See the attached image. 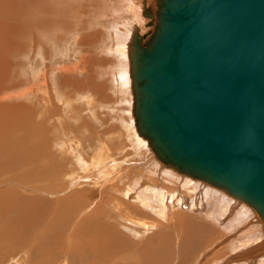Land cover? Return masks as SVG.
Listing matches in <instances>:
<instances>
[{
    "label": "rangeland",
    "instance_id": "1",
    "mask_svg": "<svg viewBox=\"0 0 264 264\" xmlns=\"http://www.w3.org/2000/svg\"><path fill=\"white\" fill-rule=\"evenodd\" d=\"M131 1H135V3L137 2V0H128V2ZM108 2V0H81L77 5V9L79 10V8H82L84 10L83 7L87 5V10H84L85 14L83 13L81 15H78L79 22H76L77 24L75 26V29H73L74 31H72L71 27H69V29L67 27V29L65 30L58 29L56 33H54L53 31V34L49 36L40 37V33H36L33 29H31L30 32H28L24 36L18 33V35L12 38L11 36L8 37L6 34H4L3 32L5 30L3 31L2 28H0V142H2L3 140L7 142L10 148L9 154L11 156L9 160L5 159L3 161L0 155V187L3 186L2 179L5 177L18 176L22 179L23 175L26 172H31V167L33 166L46 167L47 165H49L50 167H52L53 165H56L55 173L51 172L49 174H47L48 171L35 170L33 168L31 172L33 177L47 174L51 178L47 181H43V179H40V181L36 182V185H40V188L43 189L40 193L38 192V189L31 192V194L29 193L28 188H26L24 191L20 189V193L22 195L25 194V197L32 196V211L23 214L22 217L16 222H10L6 220L0 221V228H2L4 232L2 234V237L0 233V264H143V259H146L141 257L140 255H137V252L139 251L140 247L144 248V243L150 242V244L153 245L158 239L170 238L172 240L171 243L173 246L172 253H174V249H176V246L180 241L179 233L181 234L182 238L183 231L189 226H192V228H196L198 225L197 222H205H202L203 225L200 227H206L205 230L202 229L203 234H201L202 236H200L201 238H203L204 236V239L198 240L199 245H202L200 241H203V244L205 245L200 246L199 251L204 253L207 248V243L214 241L218 237L220 238L223 235V233L219 230L220 228H218V222L216 223L213 218L208 219L207 215H205L208 211L204 210L203 212L201 211L202 209L196 210V207L193 208V210L198 211V213L191 210L192 207H190V211H193V214H198L196 217H194L193 221L188 220V215H181L179 218H175L172 223H165L168 226L169 230L163 229L151 234L149 233L150 231H141L142 229H140V227L137 225H132L127 221L119 220L115 211H113V213L111 214L110 208L106 204H102L101 207L97 210L95 214V224V222L90 217V211L88 214H82V207H84V205L80 204L78 201L73 199L74 204L72 208H67L63 200H61V206L63 208L54 203L56 202L55 200H58V198L70 196L69 191L66 189L68 187L69 180L74 184H77V187H79V182L82 179L86 177L91 178L90 175L83 173L78 161L88 160L89 158H91L92 154H94V151L90 149H93L97 144H106L105 142L107 137H113V140L107 141L108 145H110L112 149H117L118 147H121L123 145L126 146V148L131 147V145H133L132 142H134L135 144V141H139L140 139L142 140L141 142H143V144L145 141L148 143V141L144 137L143 139L141 137L139 138L136 133V135L131 136L130 138L131 144L124 137L126 131L130 132L131 129L134 128L132 123L133 121H131L132 117L134 118L133 107L131 105L133 104L131 100V84H127L128 88L126 86L125 93L122 90L120 93H118L115 90L117 89L118 91H120V89H118L117 86L115 88L113 84L115 82L113 81L116 77L117 79H119L121 73L119 72V69H123L124 66L126 67L124 69H128L129 62H125V60L127 61V57H125V59L124 57H122L121 62L120 57L117 58L118 54L116 55V60L114 59L115 56H113L112 53H108V48H110V50L112 49L110 45H113L115 43L114 38L110 36V33H113L112 27L115 26L114 19L116 20V18L121 17L119 13L117 15L118 17L116 16L115 18L112 10H120L119 7L121 6H116L112 4V2ZM139 3H136L135 5L132 4L135 6V8L139 6V8H137L139 9V17L138 19L136 18L137 20H135V22H137H134L136 24H134L136 27L134 31L136 32V30H138V32L141 35H144V38H146L153 31V26L156 20L154 15L156 3L155 0H152L151 2L150 0H145V4H143L142 2V4ZM112 5H114L115 7H113ZM146 7L151 10L152 19L151 17L146 15L148 13V11H145V9H147ZM98 8H103L102 10L104 11L105 15H102L101 13L99 15V18L97 17V13L95 14V17H97L95 19L93 12L95 11L94 9L97 10ZM14 12L15 8H13V13ZM36 12H38V10H36ZM149 21L152 22L148 25ZM87 24H91L93 26L90 25V27H87ZM105 24H109L112 27L105 26ZM81 27L87 28L83 30ZM104 27H106V29ZM77 29L78 31H76ZM121 29L122 27L120 28V31ZM94 31L99 32L97 33L99 36H97L96 34H94L93 37L89 36V34ZM134 31L133 29L131 30L132 34L135 33ZM123 32L124 30L122 29L121 33ZM132 34L130 33V37H132ZM19 36L22 37L19 38ZM67 36L69 38H67ZM82 36H86L85 44H82V42L80 43V39ZM92 38H94L95 40ZM128 39L129 42H132L131 38ZM92 42L95 46L92 45ZM17 46L19 47V49ZM80 51H82V53ZM97 57H101L99 58L100 60ZM110 59H113L114 61ZM88 62L94 65L89 66ZM71 63L74 65H79L78 67L80 70L78 69V67H76V65L75 67L77 69H75V67ZM67 67H72L71 69L74 68L73 73L71 71L70 73L65 74L66 71H63L64 69L61 70L62 68ZM87 69H89V71ZM104 78H106L105 81ZM96 80L100 83L102 81L108 83L107 85L101 83L103 86L101 85L100 88H97L95 84ZM88 89H90L89 92ZM100 90L102 95L100 93ZM79 92H84L83 94H85V96L86 94L87 96L89 95L88 97L86 96L87 100H89V98H91V100L93 99L90 105H88L87 100L84 102L80 98V101L76 100V102L73 103L76 105V107L75 105H73L74 109H71L72 111L70 110V108L66 109L67 103L65 102V100H67V98H74L78 96L77 93ZM97 94L98 96L100 94L99 97L101 99L103 98L106 102L107 100L110 103H113L114 100L115 102H122L119 105H122L124 109L120 110V107L117 104L116 106L113 105L114 109L118 106V109H115V111H118V113L116 114H118L119 117H116V115L115 117H112V115L104 113L103 109L101 108L98 109L97 112L91 111L90 107L93 104L97 103ZM104 95L106 97H104ZM126 97L129 98L128 103L132 107V112L130 113V109L128 112L130 115L127 112H124L126 107H128L129 105L128 103H126V100L122 101ZM82 104L85 107L82 106ZM61 111L64 112L62 113ZM119 111L120 113L122 112V117L119 115ZM59 113L61 116L59 115ZM75 113L76 115H74ZM27 114L31 116V118L29 119L30 121H32L31 123H29V120L27 119V117H25ZM126 114L127 116H131V119H129V116L127 117ZM69 115L71 120H67V117ZM74 116L77 117L75 118ZM97 116L105 119L103 120V125L105 124L104 126L99 127L101 125H96L97 122H95V119ZM50 117L52 122L49 120ZM122 118L125 120L123 121ZM63 119L66 120V122H64ZM72 120V123H75V125H71V122H68ZM126 120H128L131 124ZM120 121L125 124L124 126L127 130L123 128V124ZM125 121L128 123L126 124ZM24 123L28 125L24 126ZM54 123L56 124V126L54 125ZM57 123H59V126H57ZM99 123L101 124V122ZM84 124L85 126H83L82 128L81 126ZM128 124H130V126ZM40 126H44L45 129L43 128L42 131ZM52 126H55V133L56 137L58 138L56 144L52 143V135H49L48 132V135H46V133L44 132L48 128L50 129V127L52 129ZM74 126L76 127L77 132L72 131ZM79 126L80 128H82L81 130ZM86 126L88 127V129H86ZM93 126L95 129L93 128ZM77 128H79L81 133ZM84 129L87 133L84 132L83 134ZM52 132L53 131L51 130V133ZM76 133H79L77 135V139H75ZM101 133L105 135H102ZM63 134L65 135L64 138L66 139L67 143L70 144V148L67 150L63 146H61L62 139L65 140L63 138ZM97 134L101 135L97 136ZM81 138H84L81 143V150L84 151L78 152V148L75 144L77 142H80ZM95 139H98V143H96ZM41 143H43V147H39ZM34 155H37L41 158L29 164H25L22 162V168L15 167L14 162L17 161V156H22L23 159H27ZM95 170L100 171V169ZM165 171H167L168 173V170ZM91 179L94 182L96 180V178ZM34 180L35 178L25 180V186H32L34 184ZM87 183L88 181H85L82 183V186L79 187L82 188L85 192L84 200L87 205H90L91 198H94L95 196H101L104 201L108 202L113 199V197L109 195L111 193L110 191L106 190V188L102 190L101 186L97 187V182H95V184L97 187L96 192L98 193V195L94 193L92 196V190L96 187H90ZM113 183L109 184L107 187L110 188ZM8 184L10 183H7V185ZM56 186L59 187V189L62 191L59 192L56 188H54ZM119 187H122V185L119 184ZM167 187L172 188L169 186ZM53 191L54 194H47V192ZM183 192L184 191L182 190V193ZM190 195L192 197L194 196V193H190ZM198 199L202 200L204 199V197H200ZM53 200L54 202L52 203L51 201ZM237 201L239 202V200ZM206 209H210L209 206H207ZM69 212H75L74 218L69 217ZM125 212L128 214L129 209L125 208ZM140 212H143L147 215H153L142 206H140L137 214ZM31 213L42 214V219L33 229L30 230L29 234L22 235V244H19V237L16 236V231L20 226L28 225V215ZM202 215H204V217ZM166 218L170 220L168 217ZM76 220L80 223L75 226L74 222ZM86 222L93 224L95 228L89 229L81 226L79 227V229H77V226ZM108 223H113L115 225V235H117L119 230H121L124 236H127L130 241H133L135 243L134 246L132 245L133 248L129 249V253L131 252L130 254L118 251L117 242H114L113 245L109 247L104 245L103 239L108 235V233L105 232V227L108 225ZM119 223H121V225ZM259 224L262 227V224L258 222L257 225ZM152 231L154 230H151V232ZM26 233H28V231H26ZM83 234L87 235L86 239L82 237ZM84 243H89L90 245L84 246ZM250 245L252 246L253 243H250ZM137 246L139 248H137ZM135 247L138 251L134 254V252L132 253V250L135 251ZM184 249L185 247H182V250ZM230 250H232V248ZM86 252L89 253V256L86 254ZM191 254H193V250L188 249L186 254L184 255V258L189 259ZM198 256L199 255H195L194 258ZM190 263L191 261L188 264Z\"/></svg>",
    "mask_w": 264,
    "mask_h": 264
},
{
    "label": "water",
    "instance_id": "2",
    "mask_svg": "<svg viewBox=\"0 0 264 264\" xmlns=\"http://www.w3.org/2000/svg\"><path fill=\"white\" fill-rule=\"evenodd\" d=\"M155 15L129 51L137 131L264 217V0H156Z\"/></svg>",
    "mask_w": 264,
    "mask_h": 264
},
{
    "label": "bare ground",
    "instance_id": "3",
    "mask_svg": "<svg viewBox=\"0 0 264 264\" xmlns=\"http://www.w3.org/2000/svg\"><path fill=\"white\" fill-rule=\"evenodd\" d=\"M80 1L81 0H1L0 1V28H2L3 31L5 30L3 32L4 34H6L8 37L11 36L12 38L18 35V33L24 36L25 34L30 32L31 29H33L36 33H40V37L49 36L53 34V31L54 33H56L58 29L65 30L67 29V27L68 29L69 27H71L72 31H74L73 29H75V26L77 24L76 22H79L78 15H81L83 13L85 14L84 10L87 8V5H86L85 7H83L84 10L82 8H79L78 10L77 5L80 3ZM108 1H109L108 3L112 2V4L116 6H119V5L121 6L119 7L120 10L118 9H112V10H113V15L115 16V18L119 13H120V16L122 17V19L121 17L116 18V20L114 19L115 26L113 27L109 24L107 25L105 24V26L112 27L113 33H110L111 34L110 36H112V38H114V41H115L113 45L109 44L112 49L110 50V48H108V53L109 54L112 53V55L115 56L114 59H116L117 54H118L117 58L120 57V59L122 57H124V59L125 57H127V61L125 60V62H129L128 69H124L126 68L125 66L123 67V69H119V72H121L119 79H117V77L114 78L113 82L115 83L113 84L115 88L117 86V88L120 89V91H118L117 89L115 90L118 93H120L121 90L125 93L127 84L128 85L131 84L130 86L131 93H132L131 100L133 102L132 78H131V73H130L131 62H130V56H129L131 42L128 41L129 40L128 38H131V41H132L133 34L131 30L133 29L134 31L136 29L135 23L137 21L135 22V20H137L139 17V14H138L139 9H137L139 8V6L135 8L134 5L136 3L138 4L139 2H140L139 4H142V3L145 4V0H137L136 3L135 1L128 2V0H108ZM151 1L152 0H150V2ZM155 3H156V0H155ZM114 5L112 6L115 7ZM13 8H15L14 13H13ZM102 9H99V8L97 10L94 9L95 10L93 12L94 17H95V14L97 13H98L97 17H99L101 13L102 15H105ZM36 10H38V12H36ZM148 10L151 12L149 8L145 9V11H148ZM146 15L149 16V13H147ZM154 15H155V12H154ZM97 17H95V19ZM155 18H156V15H155ZM155 23H156V20H155ZM90 25L91 24L89 25L87 24V27H90ZM87 27H81V28L84 30ZM121 27L124 30L123 33H121L122 29L120 31ZM104 28L106 29V27ZM76 31H78V29ZM97 33L99 32H95V31L91 32L89 36L93 37L94 34L99 36ZM130 33L132 34V37H130ZM21 37L22 36H19V38ZM67 38L69 37L67 36ZM85 38L86 36H82L80 39V43L82 42V44H85ZM92 45H93V42H92ZM80 52L82 53V51ZM97 58L99 59L101 57H97ZM110 60H113V59H110ZM121 62H122V59H121ZM72 65L75 67L76 64L75 65L72 64ZM93 65L89 63V66H93ZM78 66L79 65H76V67ZM76 67L75 69H77ZM71 68L70 67L62 68L61 70L64 69L63 71H66L65 74H68L71 71L73 73L74 68L73 69ZM90 68H93V67H90ZM87 70L89 71V69ZM105 79L106 78H104V81ZM101 83H104L107 85L108 82L105 83L102 81ZM101 83L98 82L97 80L95 81L97 88L101 87L102 85ZM89 90L90 89H88V92ZM83 93L84 92H79L77 93L78 96L74 98H67V100H65V102L67 103L66 109L67 108L68 109L70 108V110L74 109L73 105L75 104L73 103H75L76 100L80 101V98L85 102L87 100L86 98L87 94L85 96V94ZM100 93H101V90H100ZM105 95L104 97H106ZM99 96L97 94V97H96L97 103L93 104L91 107L89 106L91 111L97 112L98 109L101 108L103 109L104 113L110 114L112 115V117L113 116L115 117L116 115L117 117L118 114L116 113H118V111L116 110L117 111L116 112L115 109H118V106L120 107V110L124 109L122 105H119L122 102L120 103L115 102V100L113 101V103L108 102V100L106 102L103 98L101 99ZM128 99L129 98L126 97L122 101L126 100V103H128L129 101ZM92 100L91 98L87 100L88 105H90ZM100 100H103V101H100ZM116 104L118 106L117 108L114 109V106H116ZM129 105L128 107H126L124 112L128 113L129 109H130V113L132 112L131 108L133 107V104H131L132 107L131 105L129 107ZM82 106L84 105L82 104ZM61 112L63 113L64 111H61ZM83 112H84V109H83ZM76 113L74 115H76ZM119 115L122 117V112L120 113L119 111ZM25 117H27L28 120L31 118V116H29L28 114ZM68 117H67V120L69 119L71 120L70 115ZM74 117L76 118L77 116H74ZM86 117H87V114H86ZM52 118H53V115H52ZM129 119H131V116H129ZM132 119L131 121H133L132 123H133L134 128L131 129L130 132L126 131L124 134V137L129 142L131 141L130 140L131 136H134L136 134L139 138L141 137L143 139V136L140 135L139 132L137 131L135 117L134 118L132 117ZM49 120L51 121V117ZM103 120L105 119L97 116L95 119V122H97L96 125H101L99 127L104 126L105 124L103 125ZM122 120L124 121L125 119L122 118ZM126 121L125 123L127 124L129 121L128 122ZM31 122L32 121L29 120V123ZM64 122H66V120H64ZM68 122H71V125L73 124L72 123L73 120L68 121ZM99 122H101V124ZM120 122L122 123V121ZM57 124H58L57 126H59V123ZM130 124L128 125L130 126ZM25 125H28V124L24 123V126ZM54 125L56 126L55 123ZM73 125H75V123ZM124 125L125 124H123V128L126 129ZM83 126H85V124L82 125L81 127L83 128ZM54 127L52 126V129L50 127V129L48 128L44 132L46 133V135L48 134L52 135V139H51L52 143L56 144V142L58 141V138L56 137ZM40 128L42 129V131H43V128L45 129L44 126H40ZM74 128L72 129V131L77 132L75 126ZM79 128L77 129L79 130ZM82 128H80V130ZM86 129H88V127ZM51 130L53 131L52 133H51ZM80 130L79 132L81 133ZM84 132H86L85 129L83 130V134ZM78 134L76 133L75 139H77ZM101 134H97V136ZM102 135H105V134H102ZM64 137L65 135L63 134V138ZM72 140H73V137H72ZM80 140H81L80 142L75 141L77 142L75 145L78 148L77 150L78 152L79 151L83 152L84 150H81L82 149L81 143H82V140H84V138L83 139L81 138ZM95 140H96V143H98V139H95ZM109 140H113V137L112 136L107 137L106 142H105L106 144H97L93 149H90L94 151V154H92L91 158H89L88 160H83V161L77 160V161L80 164V167L82 168L83 173L90 175L91 178H96L95 182H97L96 184H98L97 187L101 186L102 190L106 188V190L111 192L109 195L113 197V199L108 202V201H104L101 198V196H97V197L95 196L96 198L95 197L91 198L90 205H87L84 200L85 192L82 188H79V187H81L82 183L85 181H88L87 184H89L90 187H96V184L91 178L86 177L79 182V187H77V184H74L73 182L69 180L68 187L66 189L69 191V194L71 197L66 196L64 198H58V200H55L56 202H54V200L51 201L52 203L54 202L60 207H62L61 200H63L67 208H72L74 204V200H76L80 204L84 205V207H82V214H88L90 211V217L95 222V224H96L95 214L97 210L101 207L102 204H106L109 206L111 214L113 213V211H115L117 218L119 220L127 221L131 223L132 225H137L140 227V229H142L141 231L143 232L150 231L149 233L151 234L157 231L163 230V229L169 230L168 226L165 223L170 224L175 220V218H179L181 215L182 216L188 215L187 216L188 220L193 221L194 217L198 215V214L196 215L195 213L193 214V211L198 213V211L193 210V208L195 207H196L195 208L196 210L202 209L201 211L203 212L204 210H207L208 212L204 214L207 215L208 219L213 218L216 223L218 222L217 223L218 228H220L219 230L223 233V235L220 238L218 237L216 240L207 243L206 244L207 248L204 251V253L199 251V249H200V246L205 245V244H203V241H200L202 245L198 244L199 239H204V236L203 238L200 237L202 236L201 234H203L202 229L205 230L206 228L204 226H203L204 228L200 227L203 225V223H205L203 221H202L203 223L201 222L202 224L197 222L198 225L196 228H192V226L187 227L183 231L182 238H181V234L179 233L180 241L178 242L176 249H174V253H172L173 246L171 243L172 240L170 238L158 239L155 244L152 243L153 245H151L150 242H146L143 244L144 245V248L142 247L143 249L140 247L141 249V250L139 249L140 252L135 247L134 248L136 249L135 251L131 249L132 253L134 252L135 254L138 251L137 255H140L141 257L146 259V260L143 259V264H188L190 261H191L190 264H264V235H263L264 217L261 216L256 210H254L253 207H251L247 202L241 201L240 199L234 197L233 195L226 192L224 189L220 187H217L215 185H212L206 182L205 180L193 177L187 173L179 171L173 165L160 160L155 154V152L153 151V149L150 147L149 143H147L146 141H145L146 143L144 142L143 144V142H141L142 140L140 139L139 141H135V144L134 142H132L133 145H131V147L126 148V146L123 145L121 147H118L117 149H112L110 145H108L107 143V141ZM61 146H63L66 150L70 148V144L67 143L66 139L65 140L62 139ZM39 147H43V143H41ZM9 149L10 148L6 141L3 140L2 142H0V155L3 161L5 159L7 160L10 159L11 156L9 154ZM40 149H43V148H40ZM40 158L41 157L37 155L31 156L27 159H23L22 156H17V161L14 162V165L16 168H19V167L22 168L21 167L22 162L25 164H29ZM31 168L32 170L34 168L35 170L48 171L47 174H49L51 172L55 173L56 165H53L52 167H50L49 165H47L46 167L33 166ZM95 169H100V171H96ZM165 170H168V173ZM31 172L30 171L26 172L23 175L22 179L18 176L5 177L2 179L3 186L0 187V218H1L0 221L6 220L10 222H16L22 217L23 214L29 213L32 211V196L25 197L24 196L25 194L22 195L20 193L21 192L20 189L24 191L26 188H28L30 194L31 192L38 189V192L40 193L43 189L40 188V185L37 186L36 182L40 181V179H43V181H47V180H50L51 178L47 174L33 177ZM31 178H35L34 184L32 186H25V182H26L25 180H29ZM7 183H10V184L7 185ZM112 183L113 185L110 188L107 187L109 184H112ZM119 184H121L122 187H119ZM167 186L172 187V188H168ZM97 187L92 190V196L94 193L98 195V193L96 192ZM54 188H56L59 192L62 191L57 186ZM182 190L185 192V193L183 192L184 194L182 193ZM190 193L191 194L194 193V196L191 197ZM47 194L49 195L54 194V191L47 192ZM200 197H204V199L202 200L198 199ZM237 200H239V202ZM241 202L244 204H242ZM140 206H142L144 209H146L153 215H147L143 212H140L137 214L138 210L140 209ZM207 206H209L210 209H206ZM190 207H192L191 210L193 211H190ZM125 208L129 209L128 214L125 212ZM74 215H75V212H69L70 218H74ZM42 216L43 215L39 213H31L28 215V225L20 226L16 231V236L19 237V244H22V238H21L22 235L29 234L30 230L33 229L41 221ZM202 216L204 217V215ZM166 217H168L170 220H168ZM258 222L262 224V227L260 224L257 225ZM78 223L80 222L76 220L74 222L75 226ZM119 224L121 225V223ZM81 226H84L85 228H89V229L95 228L93 224L86 222L84 224H80L79 226H77V229H79V227ZM114 228H115V225L113 223H108V225L105 227V232L108 233V235L103 239L104 245L109 247V246H112L114 242H117L118 251H122L128 254L130 251L129 249L133 248L132 245L134 246L135 243L133 241H130V239L127 236H124L121 230H119L118 234L115 235ZM151 230H154V231L151 232ZM26 231H28V233H26ZM0 233L2 237V234L4 233L2 228H0ZM82 237L86 239L87 235L83 234ZM250 243H253V245L251 246ZM85 245H90V244L84 243V246ZM182 247H185V249L182 250ZM137 248L139 247L137 246ZM231 248L232 250H230ZM188 249L189 250L192 249L193 254L190 255L189 259L188 258L185 259L184 255L186 254ZM86 254L89 256L88 252H86ZM195 255H199V256L194 258ZM18 263H21V262H18Z\"/></svg>",
    "mask_w": 264,
    "mask_h": 264
}]
</instances>
